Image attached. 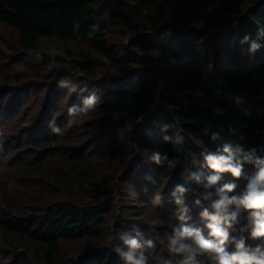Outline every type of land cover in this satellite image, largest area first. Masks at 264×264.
Segmentation results:
<instances>
[{"label":"trees","instance_id":"trees-1","mask_svg":"<svg viewBox=\"0 0 264 264\" xmlns=\"http://www.w3.org/2000/svg\"><path fill=\"white\" fill-rule=\"evenodd\" d=\"M133 1L0 0V22L17 32L18 44L27 53L42 52L44 40L52 38L85 44L111 64L104 77L110 84L97 103V113H104L105 123L101 120L96 126L105 125L101 131L109 138L108 156L122 159L127 149L122 130L128 121L134 123L137 148L133 153L137 152L138 160L127 178L130 181L138 175L136 191L147 205L137 216L130 217L132 212H128L113 219L117 241L113 248L95 243L106 236L119 189L95 172L88 160L65 156L72 153L70 148L75 149L71 142L65 143L71 138L58 133L50 136L47 120L57 102L49 100L45 115L39 116L43 122L30 121L25 134L35 139L29 141V147L36 151L45 148L43 156L50 160L46 164L21 163V169L38 184L36 194L40 197L28 200L26 182L22 181L27 201L13 210L12 216L0 217V239L16 233L30 254L39 253L38 264H124L116 249L126 250L123 236L134 231L144 234L147 241L155 239L157 245L159 241L167 245V236L182 225L200 228L207 236V221L200 215L208 207L200 193L213 174L205 163L206 152L224 154L223 147L229 145L234 162L243 163L240 179L224 173L214 186L236 183L229 195L243 191L239 186L254 166L243 162L244 155L255 149L254 158H264V0ZM119 26L125 28L128 43L109 38V30ZM253 43L259 45L256 50ZM80 55L82 69L92 66L90 53L80 51ZM41 57L46 63L61 61L59 57ZM207 57L212 60L210 68ZM51 74L58 85L70 78L64 69L55 68ZM94 77L96 87L95 71ZM162 77L159 105L152 111ZM14 90L5 87L4 91ZM7 118L0 111V171L8 162L12 145L10 135L2 130ZM177 135L183 138L180 143H176ZM82 149L76 147L80 154ZM156 155L161 158L159 164ZM173 160L175 166L170 168ZM76 163L85 168L78 170ZM61 164L67 165L69 174ZM179 186L188 189L183 208L176 204ZM76 187L78 196L72 189ZM56 190L61 192L53 193ZM158 191L162 192L160 204L155 202ZM6 195L2 199L5 207L10 205ZM243 221L247 223V217ZM82 239L94 241V247L81 251L74 261L67 260L62 245ZM246 243L255 247L249 239ZM145 256L148 264H157L163 255L147 246Z\"/></svg>","mask_w":264,"mask_h":264},{"label":"rangeland","instance_id":"rangeland-1","mask_svg":"<svg viewBox=\"0 0 264 264\" xmlns=\"http://www.w3.org/2000/svg\"><path fill=\"white\" fill-rule=\"evenodd\" d=\"M133 1V0H131ZM134 2V1H133ZM124 27L111 28L109 30V38L115 41H123L128 43L129 39L125 36ZM17 32L0 22V111L3 114H7L8 118L4 119V125L2 130L7 135H10L11 144L9 147L7 159L8 162L2 164L0 171V217L4 214L6 216H12L11 212L17 211V208L21 206L27 200L24 199L25 190L23 189L22 181H25V189L27 190V199H38L40 194H36L38 184H36L33 176L23 171L21 163L34 161L36 163L49 162L50 157L43 156L45 148L40 150H34L29 141H34L33 137L27 138L25 134V128L30 121L37 124L42 123L43 119L39 116L45 115V111L48 109L49 100L57 102L53 111H50V117L47 120V125L51 128L49 131L50 136H54L57 132L54 131L55 126H59L60 131L71 138L72 141L66 140V144L72 143V147L83 148L81 154L79 150L69 149L72 152L65 154V156L73 157L72 159H86L94 167L95 172L102 176H106V180L113 186H117L119 189L118 195L115 200L114 209L112 212L111 221L107 225L106 236L102 242H95L101 244V247L113 248L116 245V235L114 234L112 227L114 224L113 219L120 216L128 215L134 217L138 215V212L147 208V205L143 203V200L137 194L136 181L139 179L138 175L132 176L129 181L127 178L128 172H131V168H134L135 160H138L137 152L133 153L137 148L134 141V123L128 121L125 128L122 130L125 138L126 155L122 159H114L107 154L108 136L107 132L101 131L105 125L97 128L99 121L104 122V113L99 112L97 105L93 110H90L86 116L76 113L74 115L68 114V109L72 106L82 108L84 101L89 96L95 95L97 97V103L100 101L102 93L105 88L109 86V81L105 79V74L111 69V64L108 60L95 51L90 49L87 45H78L76 43H69L63 41H57L52 38H46L44 45H42V52L27 53L18 44ZM80 51H85L91 54L93 58V64L87 69L80 67ZM59 57L61 61L46 63L41 56ZM207 68L212 66V60L207 57ZM64 69L70 73V78L65 84L58 85L54 76H51L53 69ZM92 69L93 72L88 71ZM94 71L96 73V81L98 85L94 87ZM72 72V74H71ZM104 78V79H103ZM5 87L14 88L11 93H6ZM7 113H4L3 110ZM56 109V111H54ZM49 112V110H48ZM58 113V114H57ZM5 118V116H4ZM71 122V123H70ZM105 123V122H104ZM59 124V125H57ZM110 126V125H109ZM100 132V133H97ZM35 142V141H34ZM78 144V146H77ZM34 150V151H33ZM78 155L75 157L74 154ZM6 159V160H7ZM42 159V160H41ZM59 165V164H58ZM64 168V173L67 172V165L61 164ZM64 165V166H63ZM254 165V164H253ZM78 170L82 171V166L76 163ZM82 167V168H81ZM130 170V171H129ZM256 171L255 166H251L248 169L246 176H251ZM245 176V177H246ZM243 179L241 185L244 190L247 184V179ZM165 184L168 181V176L164 177ZM124 181V182H123ZM35 182V183H34ZM139 183L137 187L141 186ZM43 186V185H41ZM166 186L164 185V188ZM57 187H54V189ZM75 189V193L78 196L80 193L79 188ZM61 190H56L53 193H59ZM162 192L156 193V204H160ZM7 194L10 205L5 207L6 204L2 202L3 195ZM62 191L61 197H64ZM69 197V196H68ZM65 198V197H64ZM70 199L76 200L71 197ZM138 208H135V207ZM12 208V210L9 209ZM151 210H147L145 213L149 214ZM24 212V211H23ZM22 212V213H23ZM248 217V213H242L241 224L237 225L239 228L244 224L243 218ZM230 237L236 236L239 238V229L235 231L229 230ZM140 231H134L129 235L123 236L124 238H136L144 245V249H147L148 242L145 240ZM16 233L10 232L3 239H0L2 245H0V264H38L39 253L28 252L21 242H18ZM153 238V237H152ZM154 246L152 247L158 252L160 261H170L171 264H177L179 258L171 257L167 253V245L163 241H157L153 239ZM253 246L260 243L259 240L249 239ZM124 243V241H123ZM156 245V246H155ZM94 247V241L79 240L74 242H66L62 245L61 253L67 260H75L77 256L81 254V251H88ZM151 248V247H149ZM234 249V245H232ZM231 249V244L228 245V250ZM9 253V254H8ZM152 259V258H151ZM205 261V264H213L212 261L201 258Z\"/></svg>","mask_w":264,"mask_h":264},{"label":"clouds","instance_id":"clouds-1","mask_svg":"<svg viewBox=\"0 0 264 264\" xmlns=\"http://www.w3.org/2000/svg\"><path fill=\"white\" fill-rule=\"evenodd\" d=\"M258 47V44H252L253 50ZM96 105L97 97L92 95L85 99L82 108L76 106L69 108L68 114L71 116L80 113L86 116ZM54 131L63 134L59 128H55ZM215 138L214 136L213 139ZM182 140L183 138L177 135L176 143ZM223 153L207 151L204 155L206 166L213 173L207 177V183L203 185L205 191L200 193L201 198L208 202V207L200 213L201 218L207 221L205 227L208 235L205 236L200 228L182 225L174 228L172 234L167 236V251L171 257L179 258L177 264H205L202 257L213 264H264V158H254L255 149L244 155L243 162L254 164L256 171L245 177L247 184L239 195H229L236 189V183H225L219 188L214 186L224 173H230L234 179H240L244 174V167L243 163L234 162V153L229 145L223 147ZM154 159L158 164L162 162L159 155L154 156ZM175 163L174 160L169 161V167H174ZM187 191L188 189L183 186L176 189L180 194L176 204L181 208ZM196 202L200 203L199 200ZM244 212L248 213V217L247 223L239 228L241 235L239 238L230 237L229 230H236V226L241 224ZM180 219L183 220L185 217L181 216ZM243 233H248V236ZM248 239L259 240L260 243L252 247L246 243ZM229 244L234 245V251H228ZM124 245L126 250L116 249L124 264H148L144 245L138 239L124 238ZM153 246L149 241L148 247ZM157 264L171 262L158 261Z\"/></svg>","mask_w":264,"mask_h":264},{"label":"water","instance_id":"water-1","mask_svg":"<svg viewBox=\"0 0 264 264\" xmlns=\"http://www.w3.org/2000/svg\"><path fill=\"white\" fill-rule=\"evenodd\" d=\"M163 84H164V78L162 77V78H160V80H159V85H160V86L158 85V88H157V90H156L155 100H154V102H153V104H152V107H151V110H152V111H154V110L158 107V105H159L160 92H159V94H158V89H159V87L162 88ZM157 96H158V97H157ZM156 100H157V101H156Z\"/></svg>","mask_w":264,"mask_h":264},{"label":"bare ground","instance_id":"bare-ground-1","mask_svg":"<svg viewBox=\"0 0 264 264\" xmlns=\"http://www.w3.org/2000/svg\"><path fill=\"white\" fill-rule=\"evenodd\" d=\"M160 86V85H159ZM160 90V87H159V89H158V91ZM158 97V96H157Z\"/></svg>","mask_w":264,"mask_h":264}]
</instances>
